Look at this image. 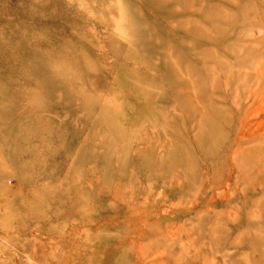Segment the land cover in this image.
I'll use <instances>...</instances> for the list:
<instances>
[{"label": "rangeland", "instance_id": "1", "mask_svg": "<svg viewBox=\"0 0 264 264\" xmlns=\"http://www.w3.org/2000/svg\"><path fill=\"white\" fill-rule=\"evenodd\" d=\"M0 264H264V0H0Z\"/></svg>", "mask_w": 264, "mask_h": 264}]
</instances>
